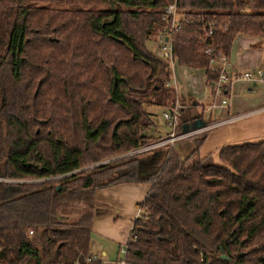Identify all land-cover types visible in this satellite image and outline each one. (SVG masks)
Returning <instances> with one entry per match:
<instances>
[{
    "label": "trees",
    "instance_id": "trees-1",
    "mask_svg": "<svg viewBox=\"0 0 264 264\" xmlns=\"http://www.w3.org/2000/svg\"><path fill=\"white\" fill-rule=\"evenodd\" d=\"M174 1L184 12L170 36L173 59L203 70L214 99L218 75L198 42L210 24L227 57L237 36L263 39L264 0H0L8 5L0 161L9 180L0 182V264H100L87 262L94 195L126 183L150 185L127 264H264V141L223 147L219 165L199 156L202 137L184 160L172 148L64 177L157 142L146 135L155 128L146 107L172 108L177 95L146 43L169 30L160 10ZM178 112L176 134L192 120L190 108ZM70 206L80 212L63 218Z\"/></svg>",
    "mask_w": 264,
    "mask_h": 264
},
{
    "label": "crops",
    "instance_id": "crops-1",
    "mask_svg": "<svg viewBox=\"0 0 264 264\" xmlns=\"http://www.w3.org/2000/svg\"><path fill=\"white\" fill-rule=\"evenodd\" d=\"M254 42H256V46H254ZM258 43L261 44L259 48L257 47ZM154 48L158 53V42L155 43ZM263 49L264 40L261 41L260 38L239 35L234 39L228 57L231 73L236 77L250 73L253 80L251 82L244 79L233 81L226 96L227 105L216 104L213 108L211 105L216 101L212 99L204 71L180 67L173 59L169 66L168 87L175 90L176 104L180 109L190 108L192 110L190 114L192 120L182 126L180 134L185 133L184 131L189 133L212 127L205 133L193 134L178 141L174 151L180 159L184 160L188 157L197 140L202 137L204 140L199 148V156L204 158L211 155L214 163L218 165L221 164L218 160V153L223 147L264 141ZM256 71L263 73L262 80L256 77ZM169 132L163 133L156 129L157 140L155 141L165 139ZM148 136H152V134H148ZM149 189V184L126 183L95 193V214L91 226L90 251L93 233L108 241L112 246H125L130 237L133 221L141 215L142 209L139 204L144 200ZM97 205L101 207L100 211L97 210ZM108 252L109 250L105 246H101L99 255L108 257ZM92 255L98 257L97 253H90V256Z\"/></svg>",
    "mask_w": 264,
    "mask_h": 264
},
{
    "label": "built area",
    "instance_id": "built-area-1",
    "mask_svg": "<svg viewBox=\"0 0 264 264\" xmlns=\"http://www.w3.org/2000/svg\"><path fill=\"white\" fill-rule=\"evenodd\" d=\"M249 1L250 0H243L244 7L248 6ZM160 12L162 13L163 18L169 21L170 28L169 30H165L158 37V41H157L159 45L158 52H159V58L169 67L173 61L172 44H171L170 36L172 32L180 29L181 24L183 23L182 13L184 12V10H179L176 7V2L174 1L173 3H167L160 10ZM214 30H215V26L213 24H210L208 32L206 33L205 37L198 42V46H197V50L200 54L209 57L210 70L218 75L217 80L214 84V99L216 103H213L211 105V108H213L216 104L221 106L227 105V99L225 93L229 90L230 85L233 81L237 79H244L246 81L251 82L253 80V77L250 73H245L244 75L237 77L232 75L229 58L222 51L218 50L216 45L212 42V35ZM255 75L258 79L262 80L263 73L261 71H256ZM178 110H179V106L176 104L172 108H169L162 113V117L164 121L167 123L168 128H170V132L165 139L161 141H157L156 143L137 149L135 151L129 152L125 155H122L120 158L137 157L142 154L152 153L159 149H166V148L172 149L175 147V144L178 141L183 140L193 134L195 135V134L205 133V131H208L210 130V128H212V127H208L207 129H202L200 131L176 134L175 129L177 126L178 116H179ZM119 254L122 258H119L118 260L112 262L100 261L98 257L95 255L88 257L87 262L89 263L99 262L100 264H127L125 260L126 258L125 246L120 247Z\"/></svg>",
    "mask_w": 264,
    "mask_h": 264
},
{
    "label": "rangeland",
    "instance_id": "rangeland-1",
    "mask_svg": "<svg viewBox=\"0 0 264 264\" xmlns=\"http://www.w3.org/2000/svg\"><path fill=\"white\" fill-rule=\"evenodd\" d=\"M6 6H8V5H6ZM6 6L4 4H0V12L3 11ZM52 8H56V7H52ZM2 23H3V21H0V35L2 34V32L4 30ZM262 40H264V38L261 39V41ZM155 43H156V39H152L151 41H148L146 43V46L155 55H157L158 53L155 51V48H154ZM260 45L261 44L258 43L257 47L259 48ZM254 46H256V42H254ZM152 48H154V49H152ZM262 53L264 55V49H263ZM146 110L152 115V119H153V122L155 125V128L150 129V131L148 130L146 132V135L152 134V136H151L152 140H156L157 139V133L155 134L156 129L160 132H163V133H167L170 131V128H168L166 126V123L162 117V113L167 109H159L155 106H147ZM205 113L207 114L208 112H205ZM161 135H162V133H161ZM145 156H146V154H142V155L137 156L136 158L139 159V158H143ZM120 157L121 156L112 157L109 159L101 160V161L94 163V164H87V165L81 167L78 171H76L70 175H66L64 177H69L71 175L85 176V175L94 174V173H104L106 171V169H110L112 167H121L123 165V163H125L128 159H132V157L131 158L130 157L129 158H125V157L120 158ZM1 175H2V161H0V176ZM62 177L56 178L55 182L57 181V183H55V184H58V182L60 181V179H62ZM0 182H9V180H5V179L2 180L0 178ZM98 209H99V211L101 210V207L99 205H97V210ZM79 212H80V206H70V207L66 208L63 212H61L60 215L63 216V218L72 219V218H75L76 214ZM142 214H143V211L141 212V215ZM101 246H105L107 248V250H109L108 257H103V256L99 255ZM119 248L120 247H118L116 245L112 246L111 244H109L108 241L101 239V237L98 236L96 233L92 234L90 253H97L98 259L100 261L112 262V261L118 260L119 258H122L119 254Z\"/></svg>",
    "mask_w": 264,
    "mask_h": 264
},
{
    "label": "water",
    "instance_id": "water-1",
    "mask_svg": "<svg viewBox=\"0 0 264 264\" xmlns=\"http://www.w3.org/2000/svg\"><path fill=\"white\" fill-rule=\"evenodd\" d=\"M184 132L187 133L186 131H184ZM220 258L223 259V260L230 261V258L225 256V255L220 256Z\"/></svg>",
    "mask_w": 264,
    "mask_h": 264
},
{
    "label": "flooded vegetation",
    "instance_id": "flooded-vegetation-1",
    "mask_svg": "<svg viewBox=\"0 0 264 264\" xmlns=\"http://www.w3.org/2000/svg\"><path fill=\"white\" fill-rule=\"evenodd\" d=\"M0 178L3 180V176L1 175Z\"/></svg>",
    "mask_w": 264,
    "mask_h": 264
}]
</instances>
